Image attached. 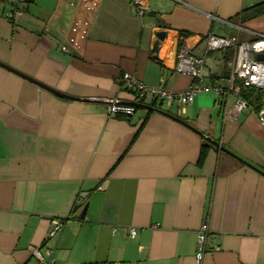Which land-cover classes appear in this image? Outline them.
Listing matches in <instances>:
<instances>
[{"label":"crops","instance_id":"crops-1","mask_svg":"<svg viewBox=\"0 0 264 264\" xmlns=\"http://www.w3.org/2000/svg\"><path fill=\"white\" fill-rule=\"evenodd\" d=\"M146 1L143 16L131 0L93 8L84 0L0 1V62L93 99L61 97L0 65V264H48L32 246L50 264H264V97L259 111L232 116L213 89L180 117L176 103L130 117H110L104 103L133 100L126 72L187 89L192 77L176 70L185 33L200 36L195 54L215 83L231 71L236 50L206 52L207 34L264 36V12L241 14L264 0ZM160 30L167 40L155 55ZM205 221L210 241L199 262Z\"/></svg>","mask_w":264,"mask_h":264},{"label":"built area","instance_id":"built-area-1","mask_svg":"<svg viewBox=\"0 0 264 264\" xmlns=\"http://www.w3.org/2000/svg\"><path fill=\"white\" fill-rule=\"evenodd\" d=\"M9 3H16L18 0H0ZM98 0H84V4L88 8H93ZM138 15L143 16L149 10L146 0H131ZM20 14L19 11L11 12L9 15L14 16ZM74 33L79 32V24L73 27ZM86 31L81 33V37L86 36ZM72 44L77 43L75 37H71ZM200 42V36L188 34L180 41L177 51L176 70L192 77L191 85L182 91H171L167 89L163 82L165 78H161L158 85H149L140 80L136 74L131 72L124 73L122 81L127 91L133 94V100L124 101L117 97L105 98L104 103L110 117L117 115L133 116L137 106L127 103H143L155 106L164 104L171 106L177 104L179 106L177 116H182L186 112V107L190 105L195 96L203 91L213 89L217 95L222 97V104L225 112L229 115H239L245 110L251 109L249 101L243 96V90L247 87H255L264 90V59H259L258 54H264V36H257L256 39L247 42H241L237 37L219 36L214 33H208L206 36V52L213 50H226L234 48L236 57L231 71L219 76L215 83H209L205 79V58L195 54V48ZM164 44V43H163ZM163 46V45H162ZM63 50H68L67 45L62 46ZM234 97L232 104L229 99ZM260 120L264 123V110L260 113ZM65 220L54 219L50 229V236L55 235L64 225ZM125 231L131 237H136L137 230L135 228H125ZM210 241L209 226L207 221L202 224L201 231L198 236V261L201 262ZM32 252L41 261L46 262L42 251L39 247H31Z\"/></svg>","mask_w":264,"mask_h":264},{"label":"water","instance_id":"water-1","mask_svg":"<svg viewBox=\"0 0 264 264\" xmlns=\"http://www.w3.org/2000/svg\"><path fill=\"white\" fill-rule=\"evenodd\" d=\"M156 35H157V39L155 40V42H154V44H153L151 50H152V52H153L155 55H158V54H159V51H160V49H161V47H162V44L167 40V31H165V30H160V31H158V32L156 33ZM257 57H258L259 59H264V54H263V53L258 54ZM0 65H3L4 67H6V68H8V69H10V70H12V71H14V72H16V73H18V74L24 76V77H26V78L29 79L30 81H32V82L38 84L39 86H41V87H43V88H46V89L50 90L51 92H53V93H55V94H57V95H59V96H61V97H65V98H68V99H75V100H88V101H92V100H93V99H83V98H81V97H76V96H73V95H69V94H67V93H63V92H61V91H58V90H56V89H54V88H52V87H50V86H48V85H46V84H44V83H42V82H40V81H38V80H36V79H34V78H32V77H30V76H28V75L22 73V72H20V71L14 69L13 67H10L9 65H6L5 63L0 62ZM127 103L133 104V105L137 106V108H143V109H148V110H155V109H156V107H153V105H150V104L132 103V102H127ZM208 139H209L212 143H214L215 145L220 146V143H219L218 141H216V140H214V139H212V138H209V137H208ZM86 194H87V193H84L82 197H85ZM83 199H84V198H82V199H80V200H83ZM81 202H82V201H81ZM87 208H88V205H85V207L83 208V210H82L81 213H80V217L83 218V219L86 218Z\"/></svg>","mask_w":264,"mask_h":264},{"label":"trees","instance_id":"trees-1","mask_svg":"<svg viewBox=\"0 0 264 264\" xmlns=\"http://www.w3.org/2000/svg\"><path fill=\"white\" fill-rule=\"evenodd\" d=\"M264 12V2L259 3L253 7L244 8L241 12L243 19H248L250 17L257 16L258 14ZM188 35V33H185L181 36V39L184 38V36ZM243 96L249 101L251 105L250 110L259 111L262 106V100L264 97V90L257 89L255 87H247L243 90ZM153 107H157L153 105ZM207 146L203 145V148L201 150V156H203L206 153ZM78 210V209H77ZM76 209L72 211V215L74 216L76 214ZM66 221L65 218H62Z\"/></svg>","mask_w":264,"mask_h":264}]
</instances>
